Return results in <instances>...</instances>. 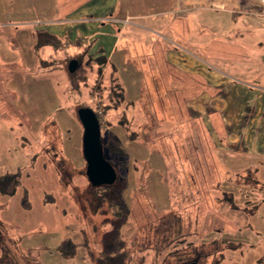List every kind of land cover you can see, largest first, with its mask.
Segmentation results:
<instances>
[{"label":"rangeland","instance_id":"374dc122","mask_svg":"<svg viewBox=\"0 0 264 264\" xmlns=\"http://www.w3.org/2000/svg\"><path fill=\"white\" fill-rule=\"evenodd\" d=\"M54 1L0 0V178L20 174L21 179L14 194L0 191V256L5 252L16 264H92L84 246L70 259L62 257L57 251L67 237L82 242L84 233H87L95 260L100 256L101 223L96 212L94 213L96 200L91 194L88 177H83L85 180H81L80 189L73 190L72 194L63 188L56 163L70 171L71 166L67 162H60L64 157L79 172H86L83 155L84 128L76 113L84 106L101 113L103 107L99 103H109L113 86L108 77L109 65L103 68L104 74H99V65L91 61L88 64L91 69L88 72V86L83 88L82 84V97L78 98L75 93H72L71 99L67 96L69 61L77 56L68 58L75 54L74 51H80L76 45L71 52L61 53V60L56 54L48 65L39 62L38 54L42 50L38 53L33 48L34 37L31 36V31H34L40 21L46 24L51 18H66V15L56 11ZM122 8L124 10L121 4L119 12H122ZM138 8L147 12L145 14H150L149 18L136 22L143 27H134L127 19L120 46L129 49L127 44L130 41H124L126 38L131 40L132 33L137 35L133 37L139 47H144L142 54L145 57L152 50L177 49V34L161 31L162 24L177 17L163 13L171 11L172 7ZM206 14L197 13L202 26L192 30L190 35L203 44L212 43V46L205 48L203 45L200 50L188 47L187 54L198 62L210 64V68L216 69V72L226 73L220 62L225 60L222 51L228 28L224 19L226 14ZM194 16L196 15L191 17ZM227 18L230 19L228 16ZM193 20L189 23L191 27H194ZM204 25L208 30H204ZM71 37L75 39L74 35ZM89 53L94 54L93 50ZM42 55L43 59H48L49 53L44 51ZM98 55L100 53L94 56ZM153 55L158 59V53ZM89 57L88 54L82 56L83 64ZM169 58L177 63V57L170 55ZM77 60L82 62L81 58ZM129 67L121 66L117 74L124 78L131 95L129 97L136 98L131 99L135 101V108L132 114L129 111V115L134 117L135 126H132L129 133H138V137L129 139L127 130L122 126L114 127L115 130L106 126L102 135L108 145L105 156L118 166L116 187L122 192L128 206L133 208L132 218L123 229L133 250L132 264H154V249L143 248L146 240L154 237L146 223L156 206L167 209L168 206L178 205L180 210L183 208L193 214L199 212L194 205V194L200 190L195 178L197 171L205 176L201 183L204 191L214 185V189L219 190L216 194L224 191L233 193L234 201L239 207L226 203L216 212L228 225L227 234L235 241L246 244L243 251L252 259V263L264 264V188L256 186L253 177L248 175L245 178L235 176L231 182H227L222 176L219 179V174L210 175V170L213 169L210 160L214 158L209 149L211 141L205 134L202 123L193 119L194 109L199 110L201 105L192 100H187L186 103L177 101V70L165 69L162 73L147 69L149 77L142 73L144 77L136 78ZM140 82L144 86L142 90ZM96 84L100 85L101 90ZM189 88L186 86L187 94ZM187 98H193V95ZM123 106L117 110L111 109L107 116L102 114L103 119L117 123L122 117ZM182 106L185 107V114L179 110ZM201 109L204 110L205 106L202 105ZM52 118L53 121L49 124H43ZM54 120L59 124V132ZM204 120L209 124L207 117ZM42 124L45 128L48 126L47 131ZM195 124L201 129L197 128L196 131ZM114 147H121L127 155L115 151ZM203 162L204 165L201 164ZM68 180L69 177L65 175L64 181ZM86 188L89 189L88 192L84 190ZM198 200L199 197L196 198L197 202ZM79 209L86 221L79 216ZM172 252L169 249L158 264L175 263L176 258ZM256 256L260 257L255 259ZM198 259L197 264L211 263L209 259H203V256Z\"/></svg>","mask_w":264,"mask_h":264},{"label":"crops","instance_id":"0c3cea01","mask_svg":"<svg viewBox=\"0 0 264 264\" xmlns=\"http://www.w3.org/2000/svg\"><path fill=\"white\" fill-rule=\"evenodd\" d=\"M121 4L124 10L122 8V12H119ZM53 5L56 11L66 15V18L48 19L47 25L40 21L38 26L34 27V31H31V36L34 37V49L36 31L44 29L63 40H69V45L58 52L51 47L43 48L41 54L44 51L48 52L47 58L57 54V58L60 59L61 53H69L75 48L72 41H81L83 47L93 44L91 49L93 53L106 55L108 64L113 63L118 72L121 66L129 65L136 78L143 76L142 73L149 77L150 72L147 69L159 70L162 73L165 69L177 70V101L186 103L192 100L201 105L199 110L194 109L193 119L202 123L201 126L211 141L209 149L214 158L210 160L213 165L210 175L219 174V179L222 176L227 182L234 180L235 176L245 178L248 175L253 177L256 186L264 188V9L257 0H55ZM141 6L172 7L171 11L163 13L177 17L169 21L170 24L169 22L162 24L161 31L177 34L178 43L175 44L177 49L164 47L165 51L152 50L145 57L142 54L144 47H139L133 37L137 35L132 33L131 40L126 38L124 41L126 43L130 41V44H127L129 49L120 46L124 22L127 19L132 26L143 27L136 22L149 18L150 14H145L147 12L138 8ZM198 12L207 13L206 15L213 12L224 14L228 12L224 17L228 27L222 51L225 60L220 61L226 73L216 72V69L210 68V64L198 62L187 54L188 47L200 50L203 45L206 46L205 48L212 46V43L207 45L209 42L203 41V44L190 35L192 30L200 29L202 26V21L197 18ZM193 15L196 16L193 18L191 17ZM191 19H194V27L189 25ZM205 27L204 30H208L207 26ZM73 35L75 39L71 37ZM134 47L137 49L134 50ZM78 48L80 51H74L75 54L81 52L82 48ZM153 53L159 54L158 59ZM168 54L177 57L176 64L169 60ZM35 62L38 64L37 61ZM119 77L126 89L127 98L134 99L129 97V88L124 78L121 75ZM139 85L142 90L143 83L140 82ZM186 86L190 87L188 94ZM191 95L193 98H187ZM202 105L205 106L204 110L201 109ZM179 110L185 114L184 106ZM206 117L209 119V124L205 123ZM197 128L200 127L195 124L196 131ZM195 164L197 165L196 158ZM204 177L198 171L195 173L200 188L194 194L195 209L199 210L195 214L201 213L197 224L201 235L200 242L209 243L219 240L225 241L226 245L230 243L234 246L223 250V258L219 264L225 262L253 264L252 259L243 251L246 249V244L235 241L227 234L228 225L216 212L226 203L238 208L234 201L235 196L230 191L216 194L219 190H215L214 185L204 191L201 184ZM220 195L225 197L221 198ZM197 197H199L198 202ZM258 257L260 256H256L255 259ZM215 258L217 254L208 258L210 264H213Z\"/></svg>","mask_w":264,"mask_h":264},{"label":"trees","instance_id":"16d2710c","mask_svg":"<svg viewBox=\"0 0 264 264\" xmlns=\"http://www.w3.org/2000/svg\"><path fill=\"white\" fill-rule=\"evenodd\" d=\"M36 42H35V50L36 52H40L45 47H51L58 52L63 48H66L69 45L67 39H61L47 30L40 29L36 31ZM73 44L82 48L81 52L76 53L74 55H70V58L73 56H77V58H81L82 56H86L87 54L90 56L89 59L83 64V61L77 60V58L70 59L71 62L73 59L78 61V65L76 69L71 72L69 70V86L66 90L67 96L72 98V93H75L78 98L82 97L83 95V88L88 86V77H89V69L88 64L89 62L93 61L99 65V74H104V67L106 68L109 65V73L108 77L110 83L112 84V92L109 95V103L108 104H100L103 107L102 112L95 111L99 118L101 129L103 130L104 127L110 126L112 130L114 127L122 126L127 130V137L129 139L136 138L138 133L130 134L129 131L131 130L132 126H135V119L132 115H129V111L132 114L135 108V101H132L127 98L126 89L120 79L119 75L117 74V68L114 67L113 63L108 64V57L106 55H98L95 57V54H90V50L93 47V44H89L86 47H83L81 41H72ZM39 56V54H38ZM72 56V57H71ZM57 57V56H56ZM54 59V55L49 57L48 59H43L39 56V62L48 65L51 63L49 60ZM67 59V60H68ZM92 68V67H91ZM118 75V76H117ZM98 89L101 90L100 85H97ZM102 101V100H101ZM126 104V106L124 105ZM124 105V106H123ZM125 107L122 110V117L118 120L117 123H112L111 121L107 120L106 118L103 119V115L107 116L111 109L117 110V108ZM89 107V106H84ZM82 108V107H81ZM78 116V112L76 113ZM103 114V115H102ZM79 119V116H78ZM52 119L46 120L43 124L47 125L51 122ZM80 120V119H79ZM43 129L45 128L44 125ZM82 124V123H81ZM54 125L57 126L59 132V124L56 120H54ZM140 126V125H139ZM48 126L45 128L47 131ZM139 128V127H138ZM138 131V130H137ZM139 132V131H138ZM56 136V135H55ZM138 137V136H137ZM55 140V137H54ZM54 141H52L53 143ZM102 143L104 152L107 150L108 145L103 140L102 135ZM115 151L122 152L124 155H127L125 151L119 147H114ZM107 158V157H106ZM60 160L61 163L67 162L71 169L66 170L64 166L60 163L57 164V169L60 174V178L62 180L63 188L68 189L73 194V190L80 189L81 180H85L83 177H87L86 172L82 173L71 164V161L62 157ZM108 160V159H107ZM111 162V161H110ZM86 168H87V162ZM111 164L115 167L117 171V180L119 178V171L118 166H115L111 162ZM84 174V175H81ZM67 175L69 177L68 181H64V176ZM76 177V178H75ZM20 174H9L5 175L0 178V191L5 194H14L20 185ZM72 180V181H71ZM76 182H75V181ZM113 184H105V185H93L90 180L87 178V181L90 185L91 194L96 200L95 203V211L100 218V226H101V236H100V256L95 260L94 253L91 249L89 244V240L87 237V233L83 235L82 242H76L73 238L67 237L65 238L62 243L58 246L57 251L58 253L66 258H74L80 247L84 246L86 249L88 256L90 258V262L92 264H132V255L133 250L130 248V241L125 237L123 229L128 222H130L133 214V208L128 206L126 203L124 196L120 190L116 187V183ZM74 181V182H73ZM203 185V184H202ZM88 188V187H87ZM84 189L85 191L89 189ZM75 197V195H74ZM75 201L78 205V200L75 197ZM159 207V206H158ZM157 206L153 209V214L147 218L146 227L150 226V232L153 233L154 237L148 238L146 241V246L143 250L154 249L155 256H154V264H158L161 260V257L167 253L169 249H172V255L176 258L175 263L173 264H197L199 261V257L203 256V259L209 258L210 256L217 254V258L213 260V264H219L223 258V250L227 247H234L230 243L228 245L224 244L225 241L214 240L209 243L201 241L200 230L197 226L199 223V214H193V212H187L185 209L178 208V205L168 206L167 209H160ZM79 216L86 221V217L81 215L79 209ZM82 220L85 223V221ZM159 220V221H157ZM82 222V223H83ZM145 241V242H146ZM145 245V244H144ZM182 246V247H181ZM181 254V255H180ZM199 256V257H197ZM144 258V257H143ZM205 261V260H204ZM0 264H16L12 259L5 255V252L0 256ZM35 264V263H34ZM171 264V263H166Z\"/></svg>","mask_w":264,"mask_h":264},{"label":"water","instance_id":"95a60500","mask_svg":"<svg viewBox=\"0 0 264 264\" xmlns=\"http://www.w3.org/2000/svg\"><path fill=\"white\" fill-rule=\"evenodd\" d=\"M77 65L78 61L73 59L69 64V70L73 72ZM78 116L84 128L83 155L87 162L88 179L95 186L115 183L117 171L105 156L97 113L91 107H82L78 110Z\"/></svg>","mask_w":264,"mask_h":264},{"label":"built area","instance_id":"2783aa9c","mask_svg":"<svg viewBox=\"0 0 264 264\" xmlns=\"http://www.w3.org/2000/svg\"><path fill=\"white\" fill-rule=\"evenodd\" d=\"M258 1V3H260V5L263 7V9H264V0H257ZM263 14H264V12H263ZM125 22H128V20H126Z\"/></svg>","mask_w":264,"mask_h":264}]
</instances>
